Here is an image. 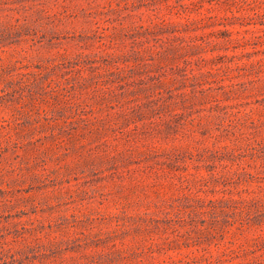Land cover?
Instances as JSON below:
<instances>
[{"label":"rangeland","instance_id":"1","mask_svg":"<svg viewBox=\"0 0 264 264\" xmlns=\"http://www.w3.org/2000/svg\"><path fill=\"white\" fill-rule=\"evenodd\" d=\"M0 264H264V0H0Z\"/></svg>","mask_w":264,"mask_h":264}]
</instances>
